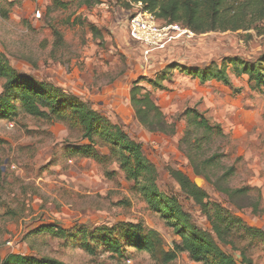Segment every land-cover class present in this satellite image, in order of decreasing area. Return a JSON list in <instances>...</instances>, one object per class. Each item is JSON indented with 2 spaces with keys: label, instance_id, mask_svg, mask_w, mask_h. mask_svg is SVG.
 Segmentation results:
<instances>
[{
  "label": "rangeland",
  "instance_id": "rangeland-1",
  "mask_svg": "<svg viewBox=\"0 0 264 264\" xmlns=\"http://www.w3.org/2000/svg\"><path fill=\"white\" fill-rule=\"evenodd\" d=\"M62 1L65 8H53L51 0H1L0 12L7 16L0 17V57L18 73L80 97L119 124L155 166L159 190L177 198L198 228L211 232L207 216L214 218L219 206L247 227L264 231V88L252 90L246 76H235L229 61L237 58L254 64L264 55V12L254 14L255 24L249 30L174 39L164 50L146 54L129 34V0H101L90 9L79 0ZM74 19L92 25L98 35L86 25L72 24ZM51 27L63 39L56 51ZM174 65L199 70L225 66L238 92L214 81L201 85L174 68L163 82L165 89H153L148 81ZM135 82L150 94L168 122L194 108L210 124L219 125L222 133L207 136L184 119L176 123L172 136L147 132L129 103ZM3 83L0 79V94ZM15 113L0 116L1 259L21 255L65 264H161V253L174 251L179 238L136 184L125 179L113 158L98 163L73 156L69 147L86 144L77 130L29 116L19 107ZM98 153L109 157L105 146ZM171 170L182 172L192 183L204 180L200 187L208 195V215L182 194ZM196 171L202 175L196 176ZM216 183L229 191L245 189V195L233 204ZM47 224L66 229L67 237L36 232ZM128 225L154 232L155 250L135 249ZM99 227L111 233L95 232ZM85 231L91 238L82 239ZM105 234L120 243L121 255L104 246L100 237ZM228 240L231 244L218 245L237 263L244 255L252 264H264V243L235 230ZM83 241L93 253L82 249ZM170 264L207 263L177 252Z\"/></svg>",
  "mask_w": 264,
  "mask_h": 264
},
{
  "label": "trees",
  "instance_id": "trees-1",
  "mask_svg": "<svg viewBox=\"0 0 264 264\" xmlns=\"http://www.w3.org/2000/svg\"><path fill=\"white\" fill-rule=\"evenodd\" d=\"M1 1V0H0ZM20 1V0H18ZM38 1V0H30ZM123 2V0H117ZM129 0L130 3H141L143 9L152 13L157 20L165 24H180L192 31L196 36L215 32H237L249 30L255 23L251 18L256 12H264L261 0ZM53 8H65L66 2L51 0ZM101 0H79V4L86 9L99 5ZM6 13L0 12V17L6 18ZM253 23V24H252ZM74 25L84 26L81 19H74ZM92 34L98 35V30L90 24L86 25ZM257 28V27H256ZM53 37V51L63 45L61 33L51 27ZM235 76H246L252 90L260 91L264 88V55L254 64H248L234 58L229 60ZM172 68L178 72L197 79L201 85L214 81L235 92L225 66H208L201 70L190 69L181 65H174L163 70L149 84L155 90H164L163 82L171 75ZM0 79L4 81L0 94V116H15L19 107L25 114L41 118L50 122L65 125L68 129L77 130L83 145H73L68 148L69 154L102 163L114 159L120 172L129 182H134L138 190L142 191L147 203L164 219L180 243L174 251L161 253V264H170L176 258L177 252H185L194 262L207 264H252L244 255L237 263L234 257L224 252L219 243L231 244L229 236L235 230L253 240L264 243V231L249 228L239 219L233 218L221 207L216 206L214 218L208 215L210 205L206 202L208 195L198 189L182 172L170 171L171 177L177 183L179 190L191 200L210 221L211 232L198 228L191 220V216L184 211L177 198L171 197L159 190L158 173L152 162L144 155L142 146L126 133L119 124L112 123L102 113L95 110L91 103L80 97L66 92L62 88L48 82L18 73L0 57ZM129 103L132 107L135 120L147 132H157L172 136L175 134L176 123L182 119L187 125L195 126L205 135L221 134L217 124H210L203 114L194 108H187L175 117L172 123L168 122L150 94L139 86L132 84L129 91ZM2 141L0 140V144ZM105 146L109 157L100 155L98 148ZM232 170V169H230ZM196 176L202 175L195 172ZM225 179V174L220 180ZM215 188L226 195L230 202L236 204L239 197L245 195V189L226 190L215 184ZM127 235L132 246L145 252H152L158 242L152 231L143 233L139 227L128 225ZM56 238L65 239L67 231L57 225H43L36 230ZM95 232L111 233L106 227H99ZM92 234L83 233L82 239L91 238ZM101 240L109 251L121 255L120 243L111 240L106 234ZM81 247L88 253H93L91 245L86 241ZM0 264H65L53 258L40 260L21 255H9L4 260L0 257Z\"/></svg>",
  "mask_w": 264,
  "mask_h": 264
},
{
  "label": "built area",
  "instance_id": "built-area-1",
  "mask_svg": "<svg viewBox=\"0 0 264 264\" xmlns=\"http://www.w3.org/2000/svg\"><path fill=\"white\" fill-rule=\"evenodd\" d=\"M131 14L128 20L129 34L145 53L164 50L174 39H193L196 35L180 24L161 23L156 17L143 9L141 3H130ZM40 15L37 12L36 18Z\"/></svg>",
  "mask_w": 264,
  "mask_h": 264
},
{
  "label": "water",
  "instance_id": "water-1",
  "mask_svg": "<svg viewBox=\"0 0 264 264\" xmlns=\"http://www.w3.org/2000/svg\"><path fill=\"white\" fill-rule=\"evenodd\" d=\"M204 180L200 179V178H196L194 180V184L198 189H201L200 185H204Z\"/></svg>",
  "mask_w": 264,
  "mask_h": 264
}]
</instances>
